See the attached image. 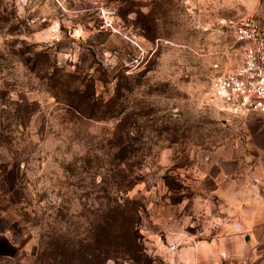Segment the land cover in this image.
Returning a JSON list of instances; mask_svg holds the SVG:
<instances>
[{"label":"rangeland","instance_id":"374dc122","mask_svg":"<svg viewBox=\"0 0 264 264\" xmlns=\"http://www.w3.org/2000/svg\"><path fill=\"white\" fill-rule=\"evenodd\" d=\"M252 15L264 0H0V264H57L45 242L123 199L140 264H264V118L211 90L240 63L225 21Z\"/></svg>","mask_w":264,"mask_h":264},{"label":"trees","instance_id":"16d2710c","mask_svg":"<svg viewBox=\"0 0 264 264\" xmlns=\"http://www.w3.org/2000/svg\"><path fill=\"white\" fill-rule=\"evenodd\" d=\"M135 204L123 199L116 206L97 210L88 223L85 237L55 236L44 243L41 255L53 258L57 264H108L110 260L115 264L142 263L146 252L140 232V209Z\"/></svg>","mask_w":264,"mask_h":264},{"label":"built area","instance_id":"2783aa9c","mask_svg":"<svg viewBox=\"0 0 264 264\" xmlns=\"http://www.w3.org/2000/svg\"><path fill=\"white\" fill-rule=\"evenodd\" d=\"M226 27L240 49V63L212 80V100L234 118H264V25L255 16L231 18Z\"/></svg>","mask_w":264,"mask_h":264},{"label":"water","instance_id":"95a60500","mask_svg":"<svg viewBox=\"0 0 264 264\" xmlns=\"http://www.w3.org/2000/svg\"><path fill=\"white\" fill-rule=\"evenodd\" d=\"M6 245H8V244H6Z\"/></svg>","mask_w":264,"mask_h":264},{"label":"crops","instance_id":"0c3cea01","mask_svg":"<svg viewBox=\"0 0 264 264\" xmlns=\"http://www.w3.org/2000/svg\"><path fill=\"white\" fill-rule=\"evenodd\" d=\"M8 243V242H7Z\"/></svg>","mask_w":264,"mask_h":264}]
</instances>
